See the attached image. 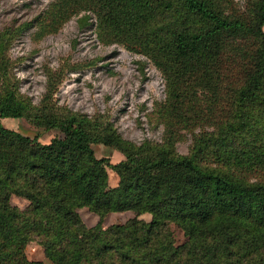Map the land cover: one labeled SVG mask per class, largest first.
<instances>
[{
  "label": "trees",
  "instance_id": "obj_1",
  "mask_svg": "<svg viewBox=\"0 0 264 264\" xmlns=\"http://www.w3.org/2000/svg\"><path fill=\"white\" fill-rule=\"evenodd\" d=\"M72 17L92 18L98 41L158 71L164 98L151 115L161 141L133 144L105 119L55 102L65 73L89 64L45 67L34 105L19 93L7 55L22 27L2 29L0 120L60 137L41 144L0 124V264H42L26 257L30 242L51 264H264V0L243 11L232 0H53L34 19V38ZM187 135L180 155L175 145ZM93 145L122 160L97 159ZM11 198L27 204L20 210ZM80 208L94 226L82 223ZM127 211L135 217L101 227ZM170 222L183 243L175 245Z\"/></svg>",
  "mask_w": 264,
  "mask_h": 264
},
{
  "label": "rangeland",
  "instance_id": "obj_2",
  "mask_svg": "<svg viewBox=\"0 0 264 264\" xmlns=\"http://www.w3.org/2000/svg\"><path fill=\"white\" fill-rule=\"evenodd\" d=\"M52 1L0 0V31L22 27L7 50L19 93L37 105L43 94L45 67L55 69L62 64H89L65 73L53 95L55 102L89 118L105 119L123 140L133 144L145 140L160 143L162 126L151 115L154 104L164 98V82L158 71L143 56L125 50L119 44L98 41L92 18L89 25H83L79 17H72L54 33L35 39L34 19ZM232 2L243 11L248 0ZM0 124L24 137L36 138L41 144L60 137L57 130L44 131L22 119H3ZM189 139L187 135L184 141L175 145L176 153H187ZM92 150L97 159H108L111 164L122 160L121 154L112 148L93 145ZM106 172L108 187H114L116 176L108 169ZM11 204L21 210L27 203L20 198H11ZM77 213L86 227H92L98 221L84 208L78 209ZM133 217L135 215L130 211L109 214L103 218L101 227L123 224ZM137 218L145 222L150 220L148 214L138 215ZM169 229L175 245L184 242L179 225L170 222ZM26 254L32 261L51 264L33 242L26 246Z\"/></svg>",
  "mask_w": 264,
  "mask_h": 264
},
{
  "label": "crops",
  "instance_id": "obj_3",
  "mask_svg": "<svg viewBox=\"0 0 264 264\" xmlns=\"http://www.w3.org/2000/svg\"><path fill=\"white\" fill-rule=\"evenodd\" d=\"M3 120V119H2ZM1 121V120H0ZM25 254H26V248H25ZM26 257H27V254H26ZM28 258V257H27ZM30 260V259H29ZM41 262V261H40Z\"/></svg>",
  "mask_w": 264,
  "mask_h": 264
}]
</instances>
